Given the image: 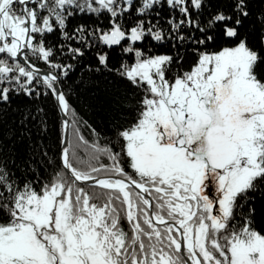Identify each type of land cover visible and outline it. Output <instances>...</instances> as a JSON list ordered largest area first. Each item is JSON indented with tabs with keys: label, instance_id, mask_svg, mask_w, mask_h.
Listing matches in <instances>:
<instances>
[{
	"label": "snow or ice",
	"instance_id": "obj_1",
	"mask_svg": "<svg viewBox=\"0 0 264 264\" xmlns=\"http://www.w3.org/2000/svg\"><path fill=\"white\" fill-rule=\"evenodd\" d=\"M0 264H264V0H0Z\"/></svg>",
	"mask_w": 264,
	"mask_h": 264
}]
</instances>
